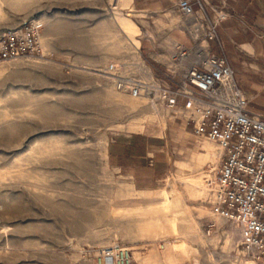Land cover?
<instances>
[{"label": "rangeland", "instance_id": "1", "mask_svg": "<svg viewBox=\"0 0 264 264\" xmlns=\"http://www.w3.org/2000/svg\"><path fill=\"white\" fill-rule=\"evenodd\" d=\"M124 1L0 0V38L43 24L42 55L0 62V264H97L115 243L172 249L174 264H244L239 230L206 203L216 145L194 141L214 158H198L196 173L183 166L152 193L135 192L108 165L114 134L162 117L152 98L117 90L113 75L169 84L140 59ZM213 221L220 230L205 238Z\"/></svg>", "mask_w": 264, "mask_h": 264}, {"label": "crops", "instance_id": "2", "mask_svg": "<svg viewBox=\"0 0 264 264\" xmlns=\"http://www.w3.org/2000/svg\"><path fill=\"white\" fill-rule=\"evenodd\" d=\"M185 1L193 6V16H185L177 0L124 1L121 10L135 18L139 30L136 38L142 62L152 67L148 68L153 77V72L160 73L169 81L163 84L176 86L184 82L188 67L200 61L199 51L224 56L235 70V80L248 101V112L264 119V0ZM217 9H222L225 18L218 23L216 40H193L194 18L216 22ZM184 104L185 100L179 99L174 110L159 104L162 117L158 123L145 124L130 134L116 133L110 140L108 165L135 192L152 193L167 188L175 173H184L183 166L196 173L204 168L198 158H214L209 144L204 145L205 154H200V147L191 149L194 141H202L196 136L193 123L183 117ZM210 208L212 211L211 205ZM128 248L135 264H174L177 260L172 249L165 247Z\"/></svg>", "mask_w": 264, "mask_h": 264}, {"label": "built area", "instance_id": "3", "mask_svg": "<svg viewBox=\"0 0 264 264\" xmlns=\"http://www.w3.org/2000/svg\"><path fill=\"white\" fill-rule=\"evenodd\" d=\"M185 16H193L189 1L177 0ZM216 22L194 18L192 38L211 42L217 38ZM43 24L32 22L23 30H10L0 38V62L40 56ZM186 53L182 54V56ZM200 61L188 67L184 82L176 86L155 84L113 75L115 87L133 98L146 96L174 110L185 100L183 117L194 125L196 136L217 146L218 162L204 170L206 200L212 213L239 230L240 262L264 264V119L248 112V101L235 80L226 57L199 51ZM115 65L109 71L115 72ZM219 226H206L211 238ZM228 233L221 232L222 236ZM97 264H135L130 249L120 243L100 251Z\"/></svg>", "mask_w": 264, "mask_h": 264}, {"label": "bare ground", "instance_id": "4", "mask_svg": "<svg viewBox=\"0 0 264 264\" xmlns=\"http://www.w3.org/2000/svg\"><path fill=\"white\" fill-rule=\"evenodd\" d=\"M206 189V188H205ZM159 208V207H158ZM163 209H165L166 208V206H164V207H162ZM156 209V208H155ZM162 209V210H163ZM161 210V209H160ZM155 211H157V210H155ZM132 253V252H131ZM134 259V258H133ZM251 263V262H250ZM254 264H256V263H254Z\"/></svg>", "mask_w": 264, "mask_h": 264}]
</instances>
